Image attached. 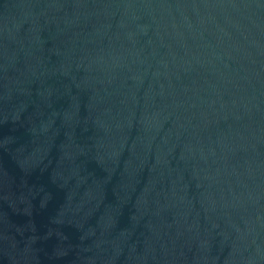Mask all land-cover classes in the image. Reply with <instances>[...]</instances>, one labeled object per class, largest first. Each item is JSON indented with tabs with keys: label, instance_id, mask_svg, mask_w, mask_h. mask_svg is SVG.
<instances>
[{
	"label": "water",
	"instance_id": "obj_1",
	"mask_svg": "<svg viewBox=\"0 0 264 264\" xmlns=\"http://www.w3.org/2000/svg\"><path fill=\"white\" fill-rule=\"evenodd\" d=\"M0 264H264V0H0Z\"/></svg>",
	"mask_w": 264,
	"mask_h": 264
}]
</instances>
